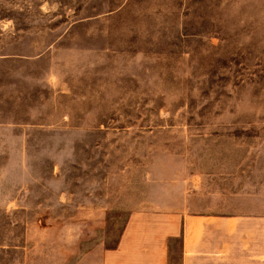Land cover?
<instances>
[{
  "label": "rangeland",
  "instance_id": "374dc122",
  "mask_svg": "<svg viewBox=\"0 0 264 264\" xmlns=\"http://www.w3.org/2000/svg\"><path fill=\"white\" fill-rule=\"evenodd\" d=\"M261 205L264 0H0V264L27 216L81 254L96 216L112 249L134 212Z\"/></svg>",
  "mask_w": 264,
  "mask_h": 264
},
{
  "label": "crops",
  "instance_id": "0c3cea01",
  "mask_svg": "<svg viewBox=\"0 0 264 264\" xmlns=\"http://www.w3.org/2000/svg\"><path fill=\"white\" fill-rule=\"evenodd\" d=\"M36 210L25 207L27 214ZM89 223L80 226L88 232L80 238L86 248L77 254L76 220L68 221L67 232L65 223L60 231L52 222L38 224L27 216L22 264H264L263 205L229 214L134 212L112 249L98 237L102 217Z\"/></svg>",
  "mask_w": 264,
  "mask_h": 264
}]
</instances>
